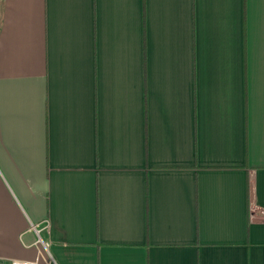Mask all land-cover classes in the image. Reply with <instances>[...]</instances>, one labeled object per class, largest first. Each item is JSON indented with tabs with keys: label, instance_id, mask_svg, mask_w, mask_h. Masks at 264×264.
I'll list each match as a JSON object with an SVG mask.
<instances>
[{
	"label": "crops",
	"instance_id": "1",
	"mask_svg": "<svg viewBox=\"0 0 264 264\" xmlns=\"http://www.w3.org/2000/svg\"><path fill=\"white\" fill-rule=\"evenodd\" d=\"M264 264V0H0V264Z\"/></svg>",
	"mask_w": 264,
	"mask_h": 264
},
{
	"label": "built area",
	"instance_id": "2",
	"mask_svg": "<svg viewBox=\"0 0 264 264\" xmlns=\"http://www.w3.org/2000/svg\"><path fill=\"white\" fill-rule=\"evenodd\" d=\"M10 264H37L36 261H19V260H14L11 261Z\"/></svg>",
	"mask_w": 264,
	"mask_h": 264
}]
</instances>
